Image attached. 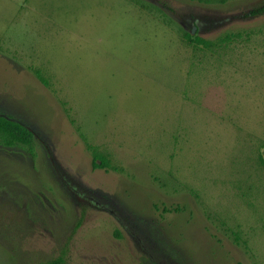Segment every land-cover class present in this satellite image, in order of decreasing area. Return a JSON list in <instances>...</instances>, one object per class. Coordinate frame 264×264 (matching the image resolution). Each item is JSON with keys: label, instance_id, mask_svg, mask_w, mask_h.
Masks as SVG:
<instances>
[{"label": "rangeland", "instance_id": "rangeland-1", "mask_svg": "<svg viewBox=\"0 0 264 264\" xmlns=\"http://www.w3.org/2000/svg\"><path fill=\"white\" fill-rule=\"evenodd\" d=\"M263 3L0 0V264H264Z\"/></svg>", "mask_w": 264, "mask_h": 264}, {"label": "trees", "instance_id": "trees-1", "mask_svg": "<svg viewBox=\"0 0 264 264\" xmlns=\"http://www.w3.org/2000/svg\"><path fill=\"white\" fill-rule=\"evenodd\" d=\"M249 14L251 16L264 14V3L252 8L249 11ZM184 35L186 41L189 44H202L203 46L207 47V49H211V47L217 46L220 43L230 42L231 39L234 38V35L240 36V33H226L216 38V40L203 39L197 36L191 38L189 33H184ZM36 140V133L30 127L10 115L0 113V146L7 148H23L30 155V157L34 159L36 157ZM92 167L109 168L111 166L109 160L104 155L97 152L96 150H92ZM64 261V257L60 255L38 264H65Z\"/></svg>", "mask_w": 264, "mask_h": 264}]
</instances>
